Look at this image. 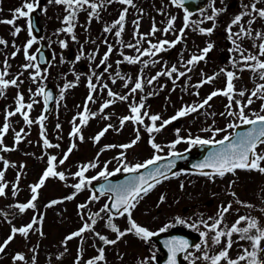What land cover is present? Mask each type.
<instances>
[{"label": "rangeland", "instance_id": "374dc122", "mask_svg": "<svg viewBox=\"0 0 264 264\" xmlns=\"http://www.w3.org/2000/svg\"><path fill=\"white\" fill-rule=\"evenodd\" d=\"M22 2L23 0H0V20L12 19L13 10L20 7ZM34 2L36 4L39 2L44 7L43 23L46 30L44 37L51 42L55 55L53 64L47 69V78L45 80L41 81L38 79L34 83L29 78L30 72H33L34 69L25 71L22 68V65L28 63L25 60L23 47L28 39L31 38L28 30L25 29L26 20L24 28L21 26L24 18L16 21L15 26L22 29L16 36L11 35L13 26L0 23V38L7 41L6 46H0V71L3 70V61L7 57L8 64H11V67L10 74L6 79H12L22 72L23 75L20 76V79L23 83L19 84V89L24 94V103L27 104L32 99L37 101L29 112V118L33 119V123L31 125L24 123V127L28 130V133L25 131L21 134V141L19 143H16L13 139L15 138V133L20 131L22 127V123L19 121L20 114L15 115V119L9 117L7 120L9 131L3 136V144L10 149L14 148V151L8 156L10 169L3 168L0 163V170L4 171L3 182L7 184L5 195L0 196V244H3L5 239L2 230L5 228L4 222L7 220V213H10V216L14 212L18 214V211L12 207V202L18 203L23 197L22 195L31 190L30 186L39 182L42 170L48 165L49 156L57 158L55 171L62 172L64 170L65 179L61 180L58 176L47 178L44 185L38 190V198L34 201L35 208H30L21 213V216H17L15 219L19 220L18 222L15 223L13 220V227H16V225L28 224L29 221L32 222L33 217H36L38 222L33 228L37 225L38 231L30 230L32 235H30V239L28 240H24L21 237L23 234L16 233L13 240L6 246L5 252L0 253V264H76L79 251L78 249L75 251V243L71 248L67 249V252L66 249H63L65 247L61 244V240L66 238L64 233L68 234L77 225L78 220L85 221L83 215H85L86 221L90 222V214L96 213L97 210L105 205L106 198L102 197L90 202L87 199L91 194L89 190H81L76 192L78 198H76L75 204L77 206L70 203L61 206L59 202L69 201L66 197L70 196L72 191H76L71 187V185L79 181L78 177L74 176V173L84 165L95 163L97 166L95 168L89 167L88 171L85 172V178L91 175L92 177H98L99 172L104 170V165L107 162H110L108 163L107 171L113 172L121 164V161L117 159L121 153L124 154V163L129 165L143 163L152 158L154 154H157L155 149L151 147L150 139L152 137H154L155 143L162 146L163 151L158 154L163 155L169 153L170 149L167 145L170 144V141L173 142L177 138V129H179V135L185 138L190 133L193 138L200 136L203 139H209L211 138V133L203 132L202 129L210 126L214 129H225L229 123L239 121L236 117L232 116H230V120L227 119L226 112L228 110L226 109V105L229 101L226 97L221 98L220 96H216L209 101V104L204 109L172 122L159 133H152L150 135L146 131V127L151 124V121L147 117H144V124L142 125L134 124L131 121H126L123 126L120 123L121 117L131 115L129 110L130 105L133 102L138 103L142 97L145 98V108L141 114L143 115V112L147 111L149 115L158 114L164 120L175 115L184 106L201 103L210 94H208L209 91L218 89L224 85L227 78L225 73L221 72V69H224L225 72L232 71L239 77L233 81L236 92L242 91L241 88H243L246 94L244 97H240L237 94L234 98L240 100L242 104L246 103L248 96L260 79L252 71L240 70L243 64L239 63L240 55L235 51V46L231 45L233 44L232 41L226 40V37L229 36L226 28L229 24L228 16L230 15V20L233 19L236 15L240 14L243 5H250L253 0H215V8L226 10L217 16L215 21L216 28L212 34H201L197 30L196 25L190 23L189 27L185 29L182 42L178 43L174 48L163 51L156 57H142V60L160 58L158 63L154 65L150 63L147 68L144 67L143 63L131 64L124 61L123 56L135 57L137 52L135 49L122 47L117 42L118 38L111 36L107 40L108 44L113 45V51L108 59L111 65L108 74L115 77L116 71L119 70L122 76L126 78L130 77L131 80L126 88L124 80L117 78L116 83H112V79L109 78L98 82L93 77V83L97 85V90L92 93L94 102H88L87 104L88 120L86 125L83 126L80 125L79 114L84 112L85 102L89 95L87 76L91 74L90 70H94V67H96L98 59L101 60L108 51L107 45L100 43L104 40L105 35L108 36V33H105L103 30L106 26H111L119 18L120 12L123 10V4H120L117 0H114L111 4H105L103 8L98 9V18L89 17L91 9L79 10L74 28V34L78 40H72V37L68 33L59 32L57 34L59 29L66 27L62 22L64 16L67 14L65 6L49 3L48 0H34ZM211 3L212 0L209 1V6L204 11L189 15L190 22L203 19L202 12L205 15H211ZM133 4L135 5L133 7L134 10L127 14L124 21V31L119 38L124 45L129 43L136 44L140 35L151 32L153 24L160 30L155 35H147L140 42L139 47L142 50L149 47L148 41L158 43L163 39L174 40L179 35V30L184 26L185 10L172 4L171 0H133ZM258 7H264V3L258 4ZM172 16L176 17L173 30L165 34L163 29L167 26L168 19ZM248 19V17H244L243 21L247 23ZM137 20L139 21L138 29L134 23ZM259 20L264 21V19H256L253 24L254 26H252L253 37L256 31L264 33V22ZM199 27L210 28L212 27V22L206 21L200 24ZM116 30H118V26L112 29L111 34H115ZM235 30L236 28H232V32H235ZM134 33L136 34L135 36ZM60 40H64L68 46L62 49L59 44ZM245 40L248 47L252 49L251 51H245V55L249 52L258 55V47L254 48L253 45H259L261 41L253 38H246ZM217 42H221L222 45L217 44ZM38 43L39 41L36 40V43L29 49L30 55L35 54ZM71 44L74 47H71ZM207 44H212L214 47L207 54L208 57L206 55L207 58L195 66H190L192 67V71L188 73L187 77H182L173 84L172 79L161 76L152 85L147 84V79L156 76L165 65L171 67L175 64L181 71H186L185 68L181 67V59L186 62L192 54H200V50L206 47ZM19 46L20 51L13 57L12 53ZM81 46H83L84 55L78 62H75V57L81 52ZM228 47L231 48V52L234 54H229L230 50H228ZM93 52L96 53L95 59L90 60L89 54ZM121 52H123V55H121ZM61 57H63V63H61ZM260 59L264 60V57H260ZM117 61H122V63L117 66ZM141 70H143L142 75L145 78L143 91H137L135 94L129 95L127 101L115 100L108 108L100 112L101 105L105 101L113 99L108 96V89L119 95L129 94L137 76L141 74ZM73 73L80 76L79 81H76V75ZM218 73L219 75H216ZM214 75L216 78L211 83H205L199 88L193 87V85L200 83L202 79ZM173 79H175V74H173ZM45 82L56 83L60 95L53 111L43 122L44 137H42L41 126L36 122L42 114V95L32 97L29 89L34 93ZM68 82L75 83V86L66 89L63 92V98H61V89ZM105 83L108 85V89L102 88V85ZM100 85L101 88L99 89ZM16 89L17 87L10 86L4 91V96H0V128L6 122L5 116L7 112L15 110ZM12 95L16 97L15 100H12ZM262 105H264V100L253 97V103L245 109V114L249 116L252 113L264 114L261 113L260 107ZM25 110L27 111V109ZM231 110L238 111V108L233 104ZM92 113H96V115L93 117ZM221 113H225V115H221ZM74 117L77 118L75 124L77 122V125L81 129L77 136L70 135L74 126ZM104 117H109V119H104ZM156 123L157 126L160 125V121ZM58 124L59 128H57ZM109 124L112 127L109 128L99 141H96L94 138L97 134ZM16 125L20 126L19 130L16 129ZM137 130L140 136L139 141L131 148H121V145L129 144L136 139ZM231 130L232 128H227V131L218 133L216 137H220ZM80 136L83 137L82 140ZM44 138L49 143L59 145V147H45ZM11 142L12 144H10ZM73 144H75V147L69 153L68 159L64 164H60L59 160L64 158V154L68 152ZM192 146L182 142L176 145L175 149H171V151L183 150ZM258 151H264V145H261ZM1 161L3 162V160ZM21 165H23V168H21ZM16 169L19 178L16 175ZM179 173L178 176L164 180L162 184L157 185L140 200L137 207L132 211L133 220L149 230H156L166 225L175 224V218L177 217L188 221V223L198 221L201 218L204 220H208L209 217L216 218L220 208L229 203L232 204V208L225 214V225L231 226L239 216L251 215L258 219H264V174L258 171H244L235 172V174L228 173L222 178L219 176H213L212 178L195 176L191 178L192 175L187 172L181 171ZM181 184H183V188H181ZM13 185L17 187L15 195H13ZM232 193H235V196ZM162 195L165 197L163 202L160 200ZM30 196H32V192ZM62 199L66 200L62 201ZM48 200L58 201V203H55L56 205L53 204L56 207L49 209L52 212V220L54 221L52 222V231L46 234L49 232L51 222H48L50 220L47 215L45 223L39 222L37 213L42 212V209H44L42 208V204ZM237 200L242 201L243 204L236 203ZM81 204H87V207L81 209L78 207ZM245 205H252L253 207H246ZM100 217L97 218L96 224L92 226V229L94 231L96 229L97 232H95L99 234L106 232L105 225L108 221L104 214H100ZM67 220L70 221L68 224ZM126 221V217L121 216L115 218L113 223H116V226L120 228ZM40 224H42L41 227ZM81 227L77 225L75 231ZM199 229L205 231L202 226ZM107 233L105 235L107 238L111 234L116 235L111 229ZM84 239L86 243L91 245L90 240H95L93 231H86ZM232 239L237 241L238 236L233 235ZM41 241L42 244H40ZM225 244L226 238H222L219 245H212L207 251L210 255H214ZM242 246L249 247V244L247 241L234 243L229 250V256L236 258L240 254ZM46 248H48L47 251ZM106 250L105 261L98 262V264H139L144 259H147L148 264H153L149 254L156 250V245L153 241L148 240L146 242L136 235H125L116 244L106 246ZM192 252H195V249ZM17 253L23 254L25 260L14 261L13 257ZM144 254H146V257ZM195 255L198 256L200 253L195 252ZM88 258L80 254V264H85ZM197 264H208V262L200 260L197 261ZM221 264H224V262H221Z\"/></svg>", "mask_w": 264, "mask_h": 264}, {"label": "snow or ice", "instance_id": "6c2138e0", "mask_svg": "<svg viewBox=\"0 0 264 264\" xmlns=\"http://www.w3.org/2000/svg\"><path fill=\"white\" fill-rule=\"evenodd\" d=\"M49 3H55L57 5H63L65 6L66 15L64 16L63 23L66 25V27L61 28L58 30L59 32L68 33L71 35L72 39L75 40V34H74V28H75V20L77 16V12L79 10H88L91 9L89 12V17H97L98 18V9L103 8L105 4H111L114 2V0H48ZM120 4L123 5H129L132 7H135L133 4V0H117ZM171 3L174 5L182 6L184 3V0H171ZM264 3V0H253V2L248 5L245 4L242 6V10L240 14L236 15L228 24L226 31L229 33L230 39L232 37H235V39L232 40V43L235 45V51L239 53L241 59L239 61L240 64H243V67L240 69L241 71H252L256 75L259 76V79L264 81V60H261L260 57H264V33L260 31L255 32V36L253 37V29L252 24L255 23L256 19H264V7H258V4ZM215 0H212L211 3V15H205L203 12L201 13L203 16V19L200 21H191L189 20V14L187 13V9H185V16H184V26L179 30V35L176 36V38L172 41H169L167 39L160 40L158 43H151V41H148L149 47L147 49H141L139 47V44L142 40L146 38L147 35H155L157 31L160 29H157L155 24H153V27L151 29V32L145 35H140L139 39H137L136 44H126L124 45L119 38L121 37L122 32L124 31V21L125 16L127 13V8H125L121 13L119 18L114 21V23L111 26H106L104 28V32L108 33L111 32L113 28H117L118 30L115 31V36L118 38L117 42L122 45V47L126 48H132L135 49L137 52V55L135 57L132 56H123V60L127 61L131 64H137V63H143L144 67L147 68L149 64H155L158 63V60L152 59V60H142V57H156L159 53L163 51H167L168 49L174 48L178 43L182 42L185 29L189 27L190 23L195 24L197 30L201 34L205 35H211L214 29L216 28V18L219 16V14L222 11H225L226 9H217L215 8ZM37 4L34 2V0H23L22 5L20 7H17L12 12V19H4L0 20V23L7 24L13 26V31L11 33L12 36H16L21 32V28L15 26L16 21L20 18H30L31 14L35 11ZM244 17H249L247 21V26L241 23V21L244 19ZM176 20L175 16H172L168 19L167 26L163 29V32L167 34L169 31L173 30V25ZM206 21L212 22V27L210 28H203L199 27L200 24L205 23ZM136 24L137 29L139 28V21H134ZM239 25V31L238 32H232L233 26ZM28 30L30 39L26 42V44L23 47V52L25 56V60L28 61V63H25L22 65V68L27 71L29 69H34L33 72H30L29 78L35 83L38 79L41 81L45 80L47 78V69L41 70L40 64L34 63L37 60V56L35 54H29V49L32 48L33 44L36 43V37L32 36V23L29 19L28 21ZM136 34L134 33V36ZM243 38H253V39H259L261 43L259 45L254 44L253 47H258L259 54H252L249 52L247 55H245L244 49L241 48V46L237 43L238 40H241ZM107 45L108 51L104 54L103 58L100 60V63L96 66L97 69H99L101 66L103 67V72H101L99 75H97L96 70H90L91 74L87 76L88 79V88H89V95L86 99L85 106H84V112L79 114V120L80 125H86L88 120V108L87 104L88 102H94L92 93L97 90V85L93 83V77L96 78V80L99 82L103 76L104 73L108 72L109 68H111L110 64H107V61L109 59V55L113 51V45L108 44L107 40L104 41ZM94 43V42H93ZM60 47L66 48L68 45L64 40L59 41ZM7 41L0 38V46H6ZM15 47V45H13ZM167 46V47H165ZM213 48L212 44H207L206 47H204L202 50H200V54H192L189 59L185 62L181 59L180 64L181 67L185 68L186 71H181L180 68L177 67V65H172L171 67H165L156 74V76L150 77L147 79V84L152 85L154 81H156L161 76H166L169 79L173 80V84L176 83V80H179L182 77H187L188 73L192 71V67L198 64L200 61H203L206 58V55L210 52V50ZM20 51L19 48L16 49L12 53V56L15 57L17 52ZM39 51V49H37ZM83 46H81V52L75 57V62H78L83 57ZM96 53L93 52L89 54V59L94 60ZM121 55H123V52H121ZM41 60H43V56H41ZM63 57H61V63H63ZM117 66H119L122 61H117ZM3 70L0 71V96L4 95V91L8 89L10 86H14L19 88V84L23 83V81L20 79V76L23 75L21 72L19 75L15 76L12 79H6V77L9 75L8 68L10 67L8 65V58L5 57V60L3 61ZM235 66V62H234ZM141 74L137 76L136 81L134 85L130 89V93L127 95H119L117 93H114L111 91V89H108V85L105 83L102 85L103 89H108V96L112 97L113 99L105 101L101 107L100 112H103L104 109L108 108L110 104L114 103L115 100L120 101H127L129 98V95L135 94L137 91H143L144 84H145V78ZM221 72H224L226 75V85L223 89H217L211 92L201 103L199 104H193L184 106L181 109H179L175 115L170 117L167 120L162 119V117L158 114L156 115H149L147 111L142 113V110L145 108L144 99L141 98L140 101L133 102L130 105V113L129 116L121 117L120 123L121 126L124 125L126 121H131L134 124H144V117H147L151 124L150 126L146 127V131L151 135L152 133H159L165 128L167 125L171 124L172 122L185 117L187 115H190L192 113H196L202 109L205 108L206 105L209 104V101H211L216 96H224L227 97L229 103L226 105V109L228 110L226 114L228 116L236 117L240 124L244 125H251L247 131L242 133H236L224 135L222 139H215L218 133L227 131V128H237L239 127V124L237 123H229L227 125V128L221 129V128H212L211 126L208 128L202 129L203 132H210L211 138L209 139H203L200 136H196L195 138L192 137V135L189 133L188 136L182 137L179 135V129H177V138L171 142L167 147L170 149L168 155L170 157H177L180 154L174 151H171V149H175L176 145L180 143H188L190 145H218L214 151L209 153V155L205 158L203 163L198 164L196 167L199 169H211V172L208 171H201V175L212 178L213 176H219L224 177L228 173L235 174L237 169L240 170H246V171H258L261 174H264V151H258V148H260L261 145H264V114L260 113H252L250 116L245 114V109L253 103V97H256L258 99L264 100V83L257 84L254 88V90L251 92V94L248 96L247 102L242 104L240 100H236L234 97L235 95H239L240 97L245 96V91H239L236 92L235 85L233 81L235 79H238L234 72L232 71H226L224 69H221ZM76 75V81H79L80 76L78 74L73 73ZM173 74H175V79H173ZM216 75H219L216 74ZM110 78L112 79V83H116V79H121L125 81L124 86L127 88L128 83L130 82V77H124L121 75L119 70L116 71L115 77H112L110 75ZM190 79V77H188ZM216 76H210L206 77L201 80L200 83L193 85V87L199 88L205 83H211ZM75 83L68 82L64 85V87L61 89V98H63V92L71 87H74ZM163 88V86H161ZM29 92L32 97L36 96H44L45 102L52 98L51 92H46L45 88L43 86H40L37 88L36 92H32L31 89H29ZM198 95V93H196ZM37 103L35 99H32L31 102L25 104L24 103V96L22 93H17V99H16V107L14 111L7 112L5 116V123L2 128H0V151L7 152L12 151L14 149H10L8 147L3 146V136L9 131V124L7 123V120L9 117L15 116L17 114H20L27 125H31L33 121L29 118V112L33 108V105ZM235 104L238 108V111H232V106ZM27 109V111L25 110ZM47 110V109H46ZM261 113H264V105L261 107ZM93 117L96 115V113L91 114ZM221 115H225V113H221ZM46 119V116L41 114L40 117L37 119V123L41 126V136L44 137V125L43 122ZM77 118L74 117V126L72 129V133L70 135L77 136L80 133V127L75 125V120ZM104 119H109V117H104ZM157 121H160V125L157 126ZM59 124L57 125V128H59ZM112 125H108L105 127L100 133L97 134V136L94 138L96 141H99V139L111 128ZM24 130L21 129L20 132L15 133V142L19 143L21 141V133ZM80 139L82 140L83 137L80 136ZM140 139L139 132L137 130L136 139L131 141L129 144L121 145L120 147L123 149H128L133 147ZM44 146L47 148H53V147H59V145H53L49 143V141L44 138ZM151 147L155 149V152L157 154H154L152 158L146 160L143 163H137L134 165H129L127 163L123 162L124 154L121 153L119 157H117L118 160L121 161V164L113 171L108 172L107 167L108 163H105L104 170L100 171L98 174V177H104L107 179L108 176L115 175L116 173L123 170L126 173H137L140 169H148L149 166L156 165L158 161H161L165 159V157L159 155L158 153L163 151V148L161 145L154 142V137L150 139ZM75 147V144H73L68 152L64 154V158L59 160L60 164H64L65 161L68 159L69 153L72 151V149ZM106 147H114V146H106ZM0 160H3L2 157H0ZM57 158L55 156H49L48 158V168L44 171L43 175L41 176L39 182L37 184H34L31 187L32 197L27 203L23 204H16L15 207L18 209L20 213H24L27 209L35 208L34 201L37 199V193L38 190L44 185L45 181L49 177H56L58 176L59 179L64 180L65 175L63 172H57L55 171L56 168V162ZM5 169H7L10 164L7 160H3ZM15 166V165H11ZM97 165L95 163H90L87 165H84L78 170L76 173H74L75 177L79 178V182L71 185L76 192L81 191L84 189L88 184L91 183V180H95L98 177L94 176L91 177V179L85 178V172L88 171L89 167L95 168ZM175 167V161L169 160L167 164L160 165L158 167L152 168L150 171H147L144 174H141L139 176H131L128 180H126L123 183L119 184H107L101 186L100 194L105 195L108 193L114 194V200L111 206L109 204H105L103 208L100 209L99 212L92 213L89 216V222H85L83 227H81L78 231L71 233L69 236L65 238L64 243H66L68 240H72L74 237H81L83 233L86 231H92V226L96 224L97 218L100 217V213H108L109 219L107 221V226L111 228V230L116 233V239H108L107 237L100 235L99 233H94L96 237L100 241H102L105 245H114L117 243V241L125 236L127 233H134L136 236L140 237L144 241H148L151 237L157 235V233L150 231L148 228L143 227L139 225L135 220L132 219V211L137 207V204L146 196L150 191H152L157 185L161 184L164 180H168L172 177L178 176L180 173L178 172H172L171 170ZM21 168H23V165H21ZM171 173V175H169ZM19 178V174H18ZM4 180V171L0 170V196L5 195V189L7 187V184L3 182ZM231 187V185H229ZM181 188H183V184H181ZM17 187L16 185H13V195L16 194ZM233 196H235V193H232ZM99 197L93 193L89 197V201H95ZM111 198V197H110ZM66 199H73V196H68ZM165 197L162 195L160 197L161 202H163ZM58 203V201H52V204ZM236 203L243 204L242 201L237 200ZM51 206V205H49ZM246 207H253L252 205H245ZM79 208L83 209L87 207V204H81L78 206ZM232 208V204L229 203L226 206H222L220 210L218 211L217 217L212 218L209 217L208 220L200 219L198 221H194L192 223H188V221L182 219V218H175V223L177 224H187L188 227L193 229H199V227H203L205 231H200L199 235L202 238V243H198L195 245H190L187 240L183 239H174L168 241L169 246V252L171 253L169 257V264H176V255L178 253H184L187 252V255L185 256V259L191 258V264H197V261L203 260L205 262H208V264H221V262H224V264H264V219H258L256 217H253L251 215L248 216H239L237 220L231 224V226L224 224V218L225 214L228 213ZM113 210L115 211V214L118 216H125L127 215L129 227L121 231L114 223H113ZM37 218L33 217L32 222L22 226L20 228L13 227L12 228V235H9L7 240L3 242V244H0V253H4L6 246L13 240L16 233L23 234L27 236L30 230L33 229V226L37 223ZM223 225V226H222ZM172 225H166L165 228H161L160 231H166L167 227H171ZM233 235L238 236V240L234 241L232 239ZM222 238H226V244L224 247L216 254L210 255L207 249H209L212 245H219L221 243ZM241 241H247L249 244V247H241L240 254L236 258H231L229 256V250L232 248L234 243H239ZM189 248H194L195 252H199L200 255H195V252L188 251ZM82 250L78 252V260L76 264H80V254ZM14 261H24L25 256L21 253H17L13 257ZM105 261V251L104 248L101 247L98 249V255L95 257L87 260L85 264H98V262ZM139 264H148L147 259H144L139 262Z\"/></svg>", "mask_w": 264, "mask_h": 264}, {"label": "water", "instance_id": "95a60500", "mask_svg": "<svg viewBox=\"0 0 264 264\" xmlns=\"http://www.w3.org/2000/svg\"><path fill=\"white\" fill-rule=\"evenodd\" d=\"M200 1H203V0H184L183 5L186 6L189 11H194V10L203 6V5L202 6L198 5ZM39 12L35 13L37 20H38L39 14H40ZM32 24L36 29L35 30L36 35L40 36L42 33V28L38 26L37 21H33ZM41 56H43V60H41ZM38 59H39L40 67H46L50 63L51 56L49 54L47 46L44 44H42L40 47ZM45 91L51 92V94H52V98L47 101L46 106H45V114L47 115L49 110L52 108L55 96H54V91H53L52 86H50V85L45 86ZM250 127H252V126L241 124V125H239V127L236 128L235 134L245 132ZM217 147H219V146L218 145H200L198 147V149L201 152V154L197 157H193L190 153H179L180 155L177 157H170L168 159L158 161L156 165L149 166L148 169H144L142 171L140 170L137 173H129V174L121 175V176H111V177H108L107 179H105L103 181L94 182L92 184V187L94 188V190L97 194H100V189H101V186H103V185H107L109 183H111V184L123 183L126 180H128L131 176H139L141 174H144L147 171H150L154 167H158L160 165L167 164L169 162V160L175 161V167L171 170L172 172H174L176 169H178L182 165V160L184 158H187L189 161V163L186 164L185 167H187V168L191 167V168L199 169L196 166L200 163H203L205 158L209 155V153L214 151ZM190 161H192L193 163H190ZM201 170H211V169H201ZM113 200H114V194H111V198H110L109 203H108L109 206H111V204L113 203ZM153 238L160 244L161 249L166 252L165 255H159L157 257V261L160 264H169V257L171 255V253L169 252L168 241L174 240V239H183V240H187L190 245H195L201 240V237L199 234L195 233L192 230H185L182 227H176V228L170 229V230L165 231V232L157 233V235L153 236ZM176 264H185L184 260L182 258V253H178L176 255Z\"/></svg>", "mask_w": 264, "mask_h": 264}]
</instances>
